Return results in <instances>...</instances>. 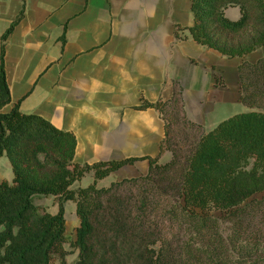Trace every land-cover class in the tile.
Returning <instances> with one entry per match:
<instances>
[{
	"label": "trees",
	"instance_id": "trees-1",
	"mask_svg": "<svg viewBox=\"0 0 264 264\" xmlns=\"http://www.w3.org/2000/svg\"><path fill=\"white\" fill-rule=\"evenodd\" d=\"M236 5L241 16L233 20L225 9ZM191 10L193 24L177 25V38L188 37L182 33L188 29L198 43L229 58L264 45V0H192ZM13 26L2 36L0 64V156H7L14 174L12 181L0 182V264H53L56 259L69 264L68 200L79 219L73 264H264V240H228L219 219L208 214L239 208L264 191V59L239 65L240 99L250 110L209 131L187 118L178 95L168 102L143 101L140 108L154 107L165 120L160 150H169L171 159L149 158L146 175L99 187V179L137 158L74 162L77 138L72 132L21 111L18 103L2 111L11 101L3 60ZM179 123L196 130L186 156L170 148ZM89 171L93 182L74 188ZM49 195L56 212L35 203ZM240 211L233 216H241Z\"/></svg>",
	"mask_w": 264,
	"mask_h": 264
},
{
	"label": "crops",
	"instance_id": "crops-1",
	"mask_svg": "<svg viewBox=\"0 0 264 264\" xmlns=\"http://www.w3.org/2000/svg\"><path fill=\"white\" fill-rule=\"evenodd\" d=\"M191 2L0 0V64L2 36L14 23L3 60L11 101L2 111L18 103L21 111L72 132L74 162L137 158L99 179V187L146 175L149 158L164 163L172 153L160 150L161 112L140 108L143 101L168 102L178 95L187 118L209 131L250 110L240 99L239 65L264 59V45L229 58L198 43L188 29L182 32L188 37L177 38V25L193 24ZM225 15L238 19L241 9L228 6ZM13 175L9 159L1 155L0 182L12 181ZM93 179L89 171L73 187H86ZM66 225L76 230L78 217L70 228L66 219Z\"/></svg>",
	"mask_w": 264,
	"mask_h": 264
},
{
	"label": "rangeland",
	"instance_id": "rangeland-1",
	"mask_svg": "<svg viewBox=\"0 0 264 264\" xmlns=\"http://www.w3.org/2000/svg\"><path fill=\"white\" fill-rule=\"evenodd\" d=\"M177 125L178 126L174 127H178L180 130L174 132L172 135L173 138L170 139V148L177 151L179 155L186 156L189 149L192 147V142L195 141V136L193 135L196 134V130H185L183 123ZM109 179L112 180V177L110 176L104 181L108 182ZM53 202L55 203V198L52 195L47 197L41 196L35 199L37 205H40L47 210L53 209V207H51ZM67 208L65 217L68 220V227L70 228L69 225L77 221L74 202L69 201ZM56 209L57 207L53 210ZM239 209H242L238 214L241 216L235 218L233 213L237 212ZM208 214L219 219L221 223L220 231L228 240L231 236H236V238L242 236L243 243H249V241L253 242L258 239L264 240V191L254 194L245 203L239 206V208H234L228 211L220 209L212 210L208 212ZM237 228H239L240 232L237 231ZM66 235L68 241L65 246L69 251L66 260L69 264H73L76 261L79 252V250L72 245V241L76 235L75 228L72 227V229L70 228L67 230ZM53 264H57V259L53 261Z\"/></svg>",
	"mask_w": 264,
	"mask_h": 264
}]
</instances>
